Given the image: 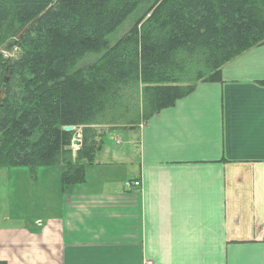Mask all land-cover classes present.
Masks as SVG:
<instances>
[{"label": "crops", "instance_id": "obj_1", "mask_svg": "<svg viewBox=\"0 0 264 264\" xmlns=\"http://www.w3.org/2000/svg\"><path fill=\"white\" fill-rule=\"evenodd\" d=\"M134 131V155L14 203L0 263L264 264V44Z\"/></svg>", "mask_w": 264, "mask_h": 264}, {"label": "trees", "instance_id": "obj_2", "mask_svg": "<svg viewBox=\"0 0 264 264\" xmlns=\"http://www.w3.org/2000/svg\"><path fill=\"white\" fill-rule=\"evenodd\" d=\"M263 44L264 0H0V51H18L0 55V168H58L67 192L107 132L138 128Z\"/></svg>", "mask_w": 264, "mask_h": 264}, {"label": "rangeland", "instance_id": "obj_3", "mask_svg": "<svg viewBox=\"0 0 264 264\" xmlns=\"http://www.w3.org/2000/svg\"><path fill=\"white\" fill-rule=\"evenodd\" d=\"M130 23L126 21L115 33L113 40L122 37L129 29ZM18 54L17 49L7 52L0 51V55L5 59H13ZM95 60V57H86L80 65H87ZM100 130V129H99ZM102 131V129H101ZM137 131L129 132L124 129H114L103 136L102 151L97 157L98 163L110 160V156L120 151H128L130 156L134 155L132 141L137 140ZM119 143V144H117ZM73 149V154L79 149ZM119 154V153H118ZM40 169V170H39ZM49 171V174L42 171ZM37 174V177L35 176ZM60 176L58 168H0V221L3 217L14 210V203L33 201L35 205L47 203L52 196V188L56 185V176ZM35 208V207H34ZM37 209H34V213Z\"/></svg>", "mask_w": 264, "mask_h": 264}, {"label": "built area", "instance_id": "obj_4", "mask_svg": "<svg viewBox=\"0 0 264 264\" xmlns=\"http://www.w3.org/2000/svg\"><path fill=\"white\" fill-rule=\"evenodd\" d=\"M79 137V136H78ZM78 147H76V146H73V149H77ZM125 187L126 188H139L140 187V183L139 182H132V183H126L125 184ZM145 264H151V263H149V262H147V263H145Z\"/></svg>", "mask_w": 264, "mask_h": 264}, {"label": "water", "instance_id": "obj_5", "mask_svg": "<svg viewBox=\"0 0 264 264\" xmlns=\"http://www.w3.org/2000/svg\"><path fill=\"white\" fill-rule=\"evenodd\" d=\"M65 132H71V131H73L74 129H73V127H65L64 129H63ZM79 144V141H77V140H73L72 141V145H78Z\"/></svg>", "mask_w": 264, "mask_h": 264}]
</instances>
